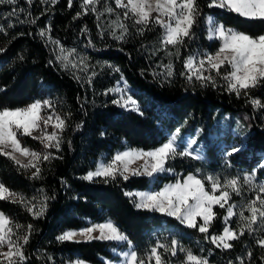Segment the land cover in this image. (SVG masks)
<instances>
[{"label":"trees","instance_id":"16d2710c","mask_svg":"<svg viewBox=\"0 0 264 264\" xmlns=\"http://www.w3.org/2000/svg\"><path fill=\"white\" fill-rule=\"evenodd\" d=\"M109 2L115 6L114 0ZM80 4L81 0H73L71 8L68 0H57L55 5L43 4L40 0H32L31 5L27 0L0 4V28L3 29L0 31V48L4 49L0 52V108L23 107L35 99H50L55 102L56 112L62 116L71 114L66 118L67 128L61 134V150H50L60 158L41 163V179H29L32 170H18L11 160L0 156V182L9 189L23 193L29 199L43 195L54 197L47 201V210L39 218H33L20 204L0 201V211L14 222L25 227L33 225L34 231L24 248L29 258L26 264H65L76 259L89 264H105V261L117 260L118 255L113 248L123 249L126 244L56 240L65 230L79 229L109 218L128 235L141 255L158 239L166 242L165 237H169V241L174 237L185 248L206 257L209 264H229V261L240 264L237 257L244 264H264L261 260L264 253L255 243L262 233H245L232 242V249L222 250L206 241L204 234L187 228L173 217L137 210L123 194L124 191L148 186L159 188L162 183L173 181L176 178L173 174H161L156 181L148 177H132L129 181L117 180L108 184L81 179L93 169L99 157L107 161L115 151L125 147L155 148L168 138L169 133L179 128L181 138L189 136L194 138L195 144L206 143L201 147L202 159L177 156L170 160L168 166L175 173L186 175L195 173L197 169L212 171L229 165L231 169H255L257 176L264 180V168L260 165L264 159V109L254 110L243 95L238 98L234 93L225 91L222 82L215 88L201 87L198 83H187L180 75L184 70L183 57L197 50L214 52L219 47L218 41L207 39L203 19L195 30L194 41L188 47L181 48V59L173 60L175 75L168 79L163 75L154 78L153 71L162 73L160 65L168 63L162 52L151 54L158 47L156 42L160 29L139 36L129 20L125 23L130 26L131 35L126 41L114 40L107 34L101 37V28L115 20V14L104 13L97 21L95 13L89 12L74 19L81 10ZM200 5L202 14H210L226 26L253 35L264 32V23L249 21L221 9H208L207 0H200ZM14 8L17 15L9 16L8 13ZM37 17L35 24L27 22ZM85 28L87 31L82 32L81 29ZM41 29H50L44 38L38 35ZM48 36L59 41V46L71 47L80 56L88 58V63L93 66L90 72L94 70L98 73L91 85L86 81L78 82L71 71L64 70L56 62L54 50L58 54L59 46L49 42ZM90 40L94 47L87 46ZM107 65L118 67L121 71L114 72ZM119 75H123L131 88V94L138 101L143 115L118 108L111 103L109 95H104ZM251 95L264 101V88L254 89ZM225 115L232 118L230 123L233 120L238 122L239 131L244 135L241 150L227 158L221 154L219 145L215 144L216 138L204 140L202 137L212 130L216 118ZM78 124L81 125L79 129L76 128ZM101 132L105 135L101 136ZM217 134L222 136L224 143L233 139L239 144L238 135L230 132ZM177 143L181 150L183 143ZM23 144L31 148L38 146L28 137L23 138ZM214 211L218 219L210 234H219L224 227L222 218L225 213L219 207H215ZM232 221L230 226L235 228ZM249 251L252 252L250 258ZM48 256L52 260H48ZM171 259H183V253Z\"/></svg>","mask_w":264,"mask_h":264},{"label":"snow or ice","instance_id":"6c2138e0","mask_svg":"<svg viewBox=\"0 0 264 264\" xmlns=\"http://www.w3.org/2000/svg\"><path fill=\"white\" fill-rule=\"evenodd\" d=\"M16 2L17 0H0V4ZM27 2L31 5L32 0ZM40 2L55 5L57 0ZM98 5L101 7H97ZM114 5L113 7L109 0H81V10L76 13L74 19L89 12L95 13L97 21L101 20L104 13L115 14L116 19L109 21L105 28H101L99 34L101 37L110 35L117 41H126L131 35L130 26L125 21H132L131 27L139 36L159 28L160 35L156 42L158 47H155L151 54L162 52L168 63L160 65L162 73L153 71V76L159 78L163 75L165 79L175 75L173 60L181 59V48L188 47L194 41L195 30L203 19L207 39L218 41L219 47L215 52L197 50L183 57L184 70L180 75L187 83H198L201 87L215 88L222 82L225 91L234 93L238 98L243 95L254 110L264 109V101L251 95L254 89L264 88V32L253 35L217 22L212 15L202 14L200 0H114ZM68 6L70 8L73 6V0H68ZM207 8L221 9L249 21L264 23V0H207ZM8 15H17L16 9L14 8ZM36 19L38 17L27 22L35 24ZM97 27L100 28V24ZM0 31L3 29L0 28ZM49 31L50 29H41L38 35L44 38ZM81 31L86 32L87 29ZM47 38L49 42L59 46V41L52 40L50 36ZM87 46L94 47L91 40ZM3 51L4 49L0 48V52ZM58 51L59 54H56L54 50L56 62L60 63L64 70L71 71L73 78L78 82L86 81L91 85L98 73L94 70L90 72L93 66L88 63V58L86 56H80L79 60L70 58L76 55L75 49L66 50L59 47ZM106 67L114 72L121 71L112 65ZM121 82L123 86H120ZM110 93L118 94L117 98L111 101L113 105L143 115L123 75L117 86L108 88L104 95ZM50 109L52 111H49ZM54 109L55 102L50 99H35L23 107L0 108V156L11 160L18 170H32L29 179H41V163L60 158L54 156L50 150L55 149L57 152L61 150L63 142L61 134L67 128L66 118L71 114L66 113L62 116ZM80 127L79 124L76 126L77 129ZM179 133L178 128L166 142L152 149L129 147L117 152L106 162L98 161L95 168L81 179L105 184L117 180L129 181L132 177H148L151 181H156L160 174L171 173L176 176L175 182L164 185L158 191H124L123 194L137 210L173 217L187 228L204 234L206 241L222 250L232 249L234 247L232 242L239 240L245 233L252 235L259 231L262 235L255 239V243L264 253V182H255L257 178L255 170L243 175L242 178L231 177L224 180L211 174L203 175L200 169L187 175L175 173L174 169L168 166V162L177 156L201 159L199 152L193 154L191 151L195 140H190L182 151L179 149L177 144ZM100 134L105 135L104 132ZM25 137L38 141L43 151L25 146L23 144ZM240 150L239 146L233 145L224 152V156L231 157ZM261 168H264V164ZM245 190L254 192L255 196L244 200L237 214L234 211L237 204L232 202L233 196L243 197ZM49 199L54 197L43 195L40 198L34 196L29 199L23 193L13 191L0 182V201L22 205L33 218L45 214ZM215 207L224 210L222 219L225 226L219 234H210L214 222L218 219ZM237 215L236 228H233L230 223ZM33 231L32 224L25 227L0 211V264H26L29 258L24 248L29 243ZM164 239L166 242L158 239L154 246L141 255L128 235L110 218L102 223H90V226L80 229L65 230L56 237L58 242L108 241L126 244L127 250L117 253L118 264H209L206 257L185 248L178 239L174 237L170 238V241L169 237ZM116 251L113 248V252ZM178 253H183V259L173 261L171 258L177 257ZM251 256L252 252L249 251L248 257ZM47 259L52 260V257L48 256ZM237 259L240 260V264H244L242 259L239 257ZM261 260L264 262V255ZM67 264L87 262L76 259L68 261ZM105 264L113 262L105 261ZM229 264H232V261H229Z\"/></svg>","mask_w":264,"mask_h":264},{"label":"rangeland","instance_id":"374dc122","mask_svg":"<svg viewBox=\"0 0 264 264\" xmlns=\"http://www.w3.org/2000/svg\"><path fill=\"white\" fill-rule=\"evenodd\" d=\"M59 47H63V46H59ZM64 49H66V50H72L73 48H71V47H63ZM215 52V51H214ZM58 54H59V51H58ZM80 57V55L76 52V55L74 56V57H70V58H75L76 60H78V58ZM77 74H80V73H77ZM83 74V73H82ZM90 74V73H89ZM120 75L116 78V80L114 81V83L111 85V87H109V88H112V87H115V86H117V82L118 81H120ZM128 85V84H127ZM120 86H123V83L121 82V84H120ZM128 87H129V85H128ZM130 88V87H129ZM130 90H131V88H130ZM111 98H112V100L113 99H116L117 98V95L118 94H115V93H110V94H108ZM118 108H120V107H118ZM120 109H123V108H120ZM125 110V109H124ZM49 111H52L51 109L49 110ZM230 119H232V118H229L228 117V115H225V116H221L220 118H216V120L214 121V126H213V128H212V130H209L208 132H205L206 133V135H202V137H203V139L204 140H206V139H208V138H212V137H214V138H216L215 139V144H217V145H219L218 146V148L220 149V152H221V154L224 156V152L225 151H227V150H229V148L231 147V146H233V145H237L236 143V141H233V139L230 141V142H228V143H224L223 142V140H222V136H219L217 133H220V134H227L228 132H230V133H232V134H235V135H238L239 136V144L237 145V146H241V142H243V138H244V135L243 134H241L240 133V131H239V127H240V125L238 124V122L236 121V120H233V123H230ZM51 130V129H50ZM175 131L176 130H174V131H172L171 133H169L168 134V138L167 139H169L170 138V136L173 134V133H175ZM31 139V138H30ZM166 139V140H167ZM32 140V139H31ZM166 140L164 141V142H166ZM190 140H194V138L193 137H189V136H185L184 137V139L183 138H181V134L178 136V140L177 141H179V142H182L183 144H182V148H181V151L187 146V144L189 143V141ZM37 142V147H35V148H31V149H33V150H37V151H43V148H42V145H40V143L38 142V141H36ZM163 142V143H164ZM162 143V144H163ZM202 143V144H201ZM201 143H197V144H193L192 145V149H191V151H193V154H196V152H199L200 154H201V156H202V153H201V151H202V149H201V147H202V145L204 146V144L206 143V142H201ZM178 144V143H177ZM179 145V144H178ZM160 146V145H159ZM158 147V146H157ZM126 148L127 147H125V148H122V149H120V150H117V151H115L114 152V154H116L117 152H122V151H124V150H126ZM113 154V155H114ZM225 157V156H224ZM202 159V158H201ZM100 160H103L102 159V157H99L97 160H96V162H95V164H94V167H93V169L95 168V166H96V163L98 162V161H100ZM106 162V161H105ZM223 162H225V161H223ZM262 164H264V159L261 161V163H260V165H262ZM92 169V170H93ZM253 170H255V169H251V170H249V171H244V170H238V169H231V167L229 166V165H222V166H220V167H218V168H216V169H214V170H210V171H208L207 169H201V173L203 174V175H208V174H211V175H215V176H218L221 180H224L225 178H231V177H243V175H245V174H248V173H251ZM87 173V172H86ZM85 173V174H86ZM84 174V175H85ZM164 174V173H163ZM166 174V173H165ZM255 182H264V180L262 179V178H259L258 176H257V178H256V181ZM245 189H247V186H245ZM254 196H255V193L254 192H249V191H247V190H245V192H244V194H243V197H236V196H233V200H232V202L233 203H235V204H237V207H236V209L234 210V211H236L237 212V214L239 213V211H240V204L244 201V200H247V199H252V198H254ZM246 215H247V213H245ZM238 219V215L236 216V217H234L233 218V223H234V225L236 226V220ZM102 223V222H101ZM94 224V223H93ZM87 226H90V224H88V225H86V226H84V227H87ZM254 227H258V226H254ZM81 228H83V227H81ZM236 228V227H235ZM80 229V228H79ZM257 232H259V231H257ZM260 233V232H259ZM117 243V242H116ZM127 250V245L123 248V249H119V250H117L116 252H114L115 254H117L118 252H121V251H126ZM118 261H119V256H118V259L117 260H114V261H111V262H113V264H118ZM65 264H67V262L65 263ZM87 264H89V263H87Z\"/></svg>","mask_w":264,"mask_h":264},{"label":"crops","instance_id":"0c3cea01","mask_svg":"<svg viewBox=\"0 0 264 264\" xmlns=\"http://www.w3.org/2000/svg\"><path fill=\"white\" fill-rule=\"evenodd\" d=\"M163 174V173H162ZM166 174H171V173H166ZM161 175V174H160ZM187 175V174H186ZM176 179V178H175ZM175 179L173 181H169V182H164L161 184V186H159V188H152L151 186H148L147 188L144 189H136V190H132V191H148V190H155L158 191L160 188H162L164 185L168 184V183H174ZM225 226V225H224Z\"/></svg>","mask_w":264,"mask_h":264}]
</instances>
